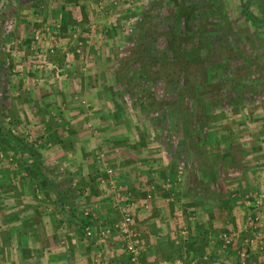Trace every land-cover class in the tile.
<instances>
[{
    "label": "rangeland",
    "instance_id": "rangeland-1",
    "mask_svg": "<svg viewBox=\"0 0 264 264\" xmlns=\"http://www.w3.org/2000/svg\"><path fill=\"white\" fill-rule=\"evenodd\" d=\"M64 1L0 0V264L58 262L101 237L128 264L126 216L145 264L163 199L195 259L212 246L264 264V0ZM190 5L207 76L171 65L164 37L185 35Z\"/></svg>",
    "mask_w": 264,
    "mask_h": 264
},
{
    "label": "crops",
    "instance_id": "crops-1",
    "mask_svg": "<svg viewBox=\"0 0 264 264\" xmlns=\"http://www.w3.org/2000/svg\"><path fill=\"white\" fill-rule=\"evenodd\" d=\"M59 1L60 7H62V5L65 6L66 3L64 0ZM68 6L71 9H75L77 7L72 1H70ZM77 9L79 10L78 13H80L81 10L83 11L82 6L77 7ZM60 11L62 10L60 9ZM60 11H58L60 13H58V17L59 19L64 20L65 15ZM68 18L69 17H67V19ZM144 201L147 202L149 200L144 199ZM170 204L172 203H166L163 199V204H157L158 210L153 208L152 214H148L147 216L151 217L150 219H154V222L156 223V229L155 232H153L151 241L155 242L152 243L157 247V252L153 251L150 253L151 250L147 248V258L145 256V264H245L241 261H235L233 259H214L212 246H210L209 249L205 248L208 258L205 256L204 259H195L193 252H189L190 250L183 245L184 238H189L188 233L179 229L180 227L175 224L176 220L179 219L177 217H182V214L172 210L174 209V205H172V208L168 209L171 206ZM165 236H167L166 238L172 239L174 243H172L173 245L170 247V250H167L166 248L163 249L160 245L161 242L165 241V239L163 240V237ZM95 241V245L85 244L84 246H81L84 242L75 243L74 245L77 244V247L72 245L69 246L67 243L65 248L66 257L58 262L53 261L50 264H125L126 256L123 251L117 249L116 246L109 245V243L105 244L104 242H106V240H104V238L102 239V237L100 239H95ZM176 246L179 247V250H177L178 247ZM172 249L174 250L172 251Z\"/></svg>",
    "mask_w": 264,
    "mask_h": 264
},
{
    "label": "trees",
    "instance_id": "trees-1",
    "mask_svg": "<svg viewBox=\"0 0 264 264\" xmlns=\"http://www.w3.org/2000/svg\"><path fill=\"white\" fill-rule=\"evenodd\" d=\"M196 9H197V7L195 5L186 6L184 9L183 15L185 16L184 19H185V23H186V27H185L186 33L184 32L185 35L177 36L172 32L173 30L171 29L172 31H170L169 34H165L164 37L166 36L165 40L167 42V48L173 52L172 53L173 54V59H172L173 61H172L171 65H175V66L179 65V68H180L182 74H186L188 72L187 70H185V69H188V66L190 68H194V70H196L197 67H200L202 72H203V75L207 76V73H205V72H207V70H206L204 65L212 59V55H210V51L208 50V49H210L211 42H209L204 37V31H203L204 29L203 28H199L200 36H199L198 50H200V51H203L204 49L208 50L206 58L203 59L201 56H197V50L196 51L191 50V48L189 49V46H187V44L190 43L196 36L194 34H191L192 30L187 25L189 15L190 14L192 15L196 11ZM207 12H208L209 16L213 15L209 11H207ZM243 13L246 15V17L250 18L254 22L255 25H257V26L260 25V22L256 18H254L251 13L248 12V9L246 7L244 8ZM63 21L66 22V17ZM65 28H67L65 24L60 26L61 31L62 30L65 31L66 30ZM263 28H264V25H263ZM212 29H213V26H212ZM219 45H220V47H223V46L226 47L224 41H220ZM220 47L218 49H215V51H212V54H219L221 57H223L225 53L224 54L220 53L221 52L220 50H222V48H220ZM225 49L226 48H224L222 51H225ZM227 56L229 57L228 54H227ZM55 58H57V57H55ZM57 60H59V58ZM54 62H56V61H54ZM60 65H62V63ZM164 65H165V61L163 60L161 62V67L163 68ZM156 74L162 76V71L159 70L158 72H156ZM206 120H207V117H206ZM32 156H33L34 162H35L33 169L36 171V173H38L36 166L38 165L40 159H38V157L35 154H33ZM29 174L35 176V173L29 172ZM41 186H42V188L46 187L45 183H43V185L41 184ZM58 195H60V193H58Z\"/></svg>",
    "mask_w": 264,
    "mask_h": 264
},
{
    "label": "built area",
    "instance_id": "built-area-1",
    "mask_svg": "<svg viewBox=\"0 0 264 264\" xmlns=\"http://www.w3.org/2000/svg\"><path fill=\"white\" fill-rule=\"evenodd\" d=\"M43 32V29H41ZM36 40L42 38L41 33H36L35 35ZM53 53V50H51ZM117 228L119 234L123 236L127 242V259L128 264H140V251L137 245L132 241V237L135 235V231L133 228V219L130 216H126L117 224ZM87 236H91V232L88 231ZM225 243L228 245L231 243L230 238L227 235L223 236Z\"/></svg>",
    "mask_w": 264,
    "mask_h": 264
}]
</instances>
